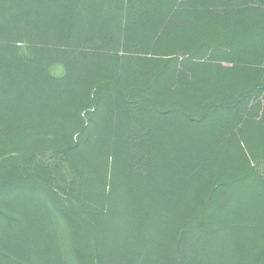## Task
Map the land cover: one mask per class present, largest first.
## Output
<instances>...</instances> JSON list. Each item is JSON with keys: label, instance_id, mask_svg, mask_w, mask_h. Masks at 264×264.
<instances>
[{"label": "trees", "instance_id": "obj_1", "mask_svg": "<svg viewBox=\"0 0 264 264\" xmlns=\"http://www.w3.org/2000/svg\"><path fill=\"white\" fill-rule=\"evenodd\" d=\"M258 161L264 0H0V264H264Z\"/></svg>", "mask_w": 264, "mask_h": 264}, {"label": "rangeland", "instance_id": "obj_2", "mask_svg": "<svg viewBox=\"0 0 264 264\" xmlns=\"http://www.w3.org/2000/svg\"><path fill=\"white\" fill-rule=\"evenodd\" d=\"M179 2H182V0H179ZM238 2V1H237ZM240 2V1H239ZM257 4L258 2L261 3L260 1H255ZM223 65L226 67H229L231 65L230 62H223ZM64 66L59 63V62H55L52 63L49 67V71L52 75L59 77L62 76L64 73ZM92 108H88L87 110H91ZM87 112L89 111H84L82 113V116L85 117V119H87ZM79 135H75L74 140L78 137ZM35 161L36 162H40V163H46V162H50L52 164V166H55L56 164L61 166V169L59 171H55V177L56 180H58V184L61 182V173L64 171H67V163L65 162V159L62 155H55L53 154L52 151H46L43 154H37L35 156ZM255 170L262 176H264V161H258L255 162ZM68 172V171H67Z\"/></svg>", "mask_w": 264, "mask_h": 264}]
</instances>
